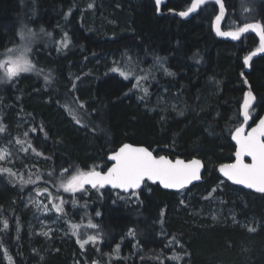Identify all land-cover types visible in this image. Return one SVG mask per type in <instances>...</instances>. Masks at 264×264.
I'll return each instance as SVG.
<instances>
[{
  "label": "trees",
  "instance_id": "16d2710c",
  "mask_svg": "<svg viewBox=\"0 0 264 264\" xmlns=\"http://www.w3.org/2000/svg\"><path fill=\"white\" fill-rule=\"evenodd\" d=\"M192 1L166 0L158 16L153 0H0V60L21 31L40 36L31 39L28 53L35 70L0 82V143L13 154L10 167L1 168L10 172H0V264H28L32 247L45 256L44 264H70L80 254L102 264H264V195L234 187L217 173L233 161L230 136L242 124L247 91L242 75L255 96L251 124L264 115V57L244 72V58L259 41L253 34L238 43L218 39L214 4L187 21L165 15L187 11ZM222 1V31L250 22L264 27V0ZM127 65L138 72L153 67L142 88L112 71ZM163 90L167 102L183 103L185 110L154 108ZM124 143L173 160L198 158L203 181L177 192L145 183L136 195L58 188L62 169L105 171L108 155ZM33 186L57 192L74 223L84 210L81 219L98 226L92 228L95 244L83 249L77 237L57 232L46 239L30 235L23 207Z\"/></svg>",
  "mask_w": 264,
  "mask_h": 264
},
{
  "label": "snow or ice",
  "instance_id": "6c2138e0",
  "mask_svg": "<svg viewBox=\"0 0 264 264\" xmlns=\"http://www.w3.org/2000/svg\"><path fill=\"white\" fill-rule=\"evenodd\" d=\"M157 5V11L159 12V6L161 0H155ZM204 0H193L192 6L179 15L188 16L189 13L196 10L198 5L203 4ZM220 3V0H217ZM92 7V5H89ZM221 13L224 11V6L220 4ZM221 16H217L216 20L219 21ZM249 29L257 31L260 38V46L257 51L264 52V27L259 23L245 24L239 28L236 32H220L217 29L218 35L231 36L232 39H237L241 33L247 32ZM44 30L41 29V32ZM34 33L29 30L27 33L21 31L19 33L22 41L21 45L14 48L6 49L3 60H0V71L3 75H0V82L11 81L18 77L21 73H29L35 70V65L29 59L28 53L30 52L31 39ZM48 35H51L50 33ZM67 47V40L64 41L63 45ZM256 55V52H252L249 56L244 58V64L247 65L251 56ZM112 71H118L122 77L129 79L132 75L131 70H121L114 68ZM166 71V70H165ZM173 75V73H167ZM136 83L133 88L140 89V81L147 79V76H135ZM45 82H50V77H44ZM145 94L148 93L146 88L142 89ZM253 99L251 93H246L245 100L242 106V114L244 121L247 122L249 119V105ZM84 107L83 104L80 105ZM77 123L80 120L77 119ZM3 125H0V131H3ZM35 131V129H33ZM27 135V133H25ZM232 139L236 142V161L232 164H224L220 166V172L230 181L235 184H242L248 188H253L258 192L264 193V118L259 120V123L255 128H252L247 135H244L243 126L237 127L235 132L232 133ZM17 143H23L17 140ZM31 147V145H29ZM35 151V149H33ZM248 156L251 158V163H244L243 157ZM0 159H4L3 155H0ZM109 161H114L111 167L108 168L107 172L96 171L95 168L89 171H83L77 168L74 172L70 168L61 170V176L59 178L58 188L62 189L65 193H73L79 191H86V185L93 189L103 188L105 185H110L114 189H121L124 192H131V195H136V189H139L145 181L159 182L166 189H183L191 184L193 181H197L201 178V161L193 159L185 162L184 160L177 159L174 162L166 159L164 156L159 158L155 157L151 151L145 147H133L129 144H124L119 148L118 151L113 152L108 157ZM0 172H10L9 169H0ZM68 173H71L68 175ZM51 175V174H50ZM39 179V177H38ZM25 183H32V181H25ZM42 191L47 192V189ZM215 191V189L213 190ZM38 195L40 192L38 191ZM50 202H51V194ZM59 204H52L53 209L57 213H63V204L65 201L60 198ZM73 206L76 205L77 201L75 198L72 199ZM48 209L45 208V211ZM100 215L99 212L96 213ZM73 235L78 237L77 242L81 248L85 244L92 242L95 243L98 240L97 236H88L87 240L81 241L78 235V225H70ZM7 227V222H5ZM87 227L97 228L98 226L89 221ZM255 229L250 228L249 231ZM129 235H134V232L130 229ZM48 235V233H43ZM115 252L119 253V245H117ZM172 259H178L172 257ZM95 264V262H94Z\"/></svg>",
  "mask_w": 264,
  "mask_h": 264
},
{
  "label": "rangeland",
  "instance_id": "374dc122",
  "mask_svg": "<svg viewBox=\"0 0 264 264\" xmlns=\"http://www.w3.org/2000/svg\"><path fill=\"white\" fill-rule=\"evenodd\" d=\"M243 20H250V18H245V17H241ZM28 31H25L24 33H27ZM33 38L32 40H34L35 42H37V40L40 39V36L38 35V32H33ZM18 43L13 44V46H11L10 48H14L18 45H21L22 41H17ZM29 56V55H28ZM6 57L3 55L2 59H5ZM30 59V56H29ZM31 60V59H30ZM140 68V67H139ZM138 68V69H139ZM128 69V65L126 66L125 70ZM153 67L151 69L148 68H144V70H140L138 71H132V75L130 77H135L137 75L139 76H147L150 77V74L153 73ZM24 74L27 73H21L18 77L14 78L11 81H7L8 83L13 82L18 80L21 76H23ZM38 76H41L39 74H37ZM135 79V78H134ZM144 80L140 81L141 84V88L143 87V82ZM136 83V80H135ZM134 83V84H135ZM211 85V83H210ZM213 86V85H211ZM215 87V86H214ZM213 88V87H212ZM212 88H210L212 90ZM137 90V89H136ZM167 91L163 90V95H155L153 98L154 101V108L156 106H162L165 107L166 109H175V108H179L180 110H185V106L183 105V103L180 104H174V103H169L166 101L165 97H168V95L166 94ZM169 103V104H168ZM153 111V110H152ZM251 112V111H250ZM19 124V123H18ZM20 126H22V124H19ZM9 146L5 145V144H1L0 143V155L4 156V159H0V169L3 168L4 166H6L5 168H9L11 163H12V157L13 154H9ZM50 176V175H49ZM48 180L51 179V177H47ZM28 184V183H25ZM47 189V192L41 191V190H36L35 191V187L33 186L28 193H26V195H24V207L23 209L25 210V213L27 214L28 217V221L26 223V227L25 229L29 232L30 235H34V234H38L40 236H44L46 239V236H48L49 234H51L52 232H57L60 235H66L69 234V240L74 239V237H77L76 235H73L72 232V228L70 225L75 224L78 225V235H79V239L81 241L83 240H87L88 236H97L98 232L95 229H92L90 227H87L89 221L88 220H84L81 219V217L86 216V212L84 210L81 211V217L80 221L78 223H74L72 222V220L69 217L68 213H67V208L63 206L64 212L63 213H57L55 211V209H53L52 204H59L60 203V199H58L56 196V193L54 191V193H51L49 188H44ZM38 191L40 192V194L38 195ZM87 191V190H86ZM86 191H79L76 193H84V195L86 194ZM49 194H51V202H50V196ZM69 194H73V193H69ZM55 196V197H54ZM45 208H47L48 210L45 211ZM74 208V207H73ZM71 208V209H73ZM30 220L32 221L30 223ZM228 220L233 221L234 223L237 221L235 218V215L233 213H229L228 214ZM33 223V225H32ZM43 233H48V235H43ZM78 239V237H77ZM92 244L94 245L95 243L89 242L88 244ZM86 244L84 245L83 249L86 248ZM29 255L27 256L26 260L28 261V264H44L45 262V256L42 255V253H39L35 247H32L29 249ZM80 259L76 260L74 262H71L70 264H102L97 257H93V259L91 261H87V259L85 258V256L83 254L79 255Z\"/></svg>",
  "mask_w": 264,
  "mask_h": 264
},
{
  "label": "water",
  "instance_id": "95a60500",
  "mask_svg": "<svg viewBox=\"0 0 264 264\" xmlns=\"http://www.w3.org/2000/svg\"><path fill=\"white\" fill-rule=\"evenodd\" d=\"M154 1V3H155V5H156V2H155V0H153ZM192 3H193V1H192ZM192 3H191V5H190V7L192 6ZM223 4V6H224V3H223V1L222 0H220V3H217V0H204V3L203 4H200V5H198V7L196 8V10L195 11H193V12H191V13H189V15L188 16H181V15H179V13H181V12H174V11H169V12H167L165 15L166 16H169V17H177V19L178 18H180L181 20H185V21H187V20H190V18L191 17H193V16H195L198 12H199V10L201 9V8H204V6H206V5H208V4H214V5H216V7L218 8V14H217V16H221V19L219 20V21H217L216 20V18H214V21H213V25H212V28H213V32H214V34H215V36L218 38V39H220V40H223V41H229V42H235V43H238L239 42V40L245 35V34H253L256 38H257V41H259V46H260V38H259V35L257 34V31H253V30H251V29H249L247 32H244V33H241L240 34V36L237 38V39H232L231 38V36H225V35H218L217 34V29H219V31L220 32H225V33H227V32H236V31H222V23L224 22V18H225V16H226V7L224 6V11H223V13H221V9H220V4ZM164 4H166V0H161V3H160V6H159V12L157 11V15L158 16H162L163 15V13L161 12V7L164 5ZM190 7H188V8H190ZM156 9H157V5H156ZM216 16V17H217ZM255 23H257V22H250L249 24H255ZM260 24V23H259ZM244 26V25H243ZM243 26H241V27H243ZM240 27V28H241ZM238 31V30H237ZM254 52H256V55H254V56H251V59L249 60V62H248V64L247 65H245L244 64V66H245V70H244V72L245 73H247L248 71H249V69H250V63L252 62V60H254V59H256V58H260V57H264V52H260V51H254ZM242 78H243V80H244V83H245V86H246V92H245V94H244V97H243V99H242V105H241V107H240V115H241V119H242V124L239 126V127H241V126H243V128H244V135H247V133L248 132H250L251 130H252V128H255L256 126H257V124L259 123V120L261 119V118H264V115L260 118V119H258L257 121H256V123H255V125H252L251 124V114H250V111L254 108V105H255V96H254V93L252 92V90L250 89V85H249V83H248V81H247V79L242 75ZM251 93V95H252V97H253V99L251 100V103H250V105H249V119H248V121L247 122H245L244 121V118H243V114H242V106H243V103H244V100H245V96H246V93ZM233 132H235V130L233 131ZM232 132V133H233ZM232 133H231V136H230V140H231V143L234 145V147H235V150H234V153H233V161H232V163H235V161H236V157H235V152H236V142L232 139ZM124 144H129V145H132L133 147H144V146H140V145H134V144H131V143H124ZM124 144H122V146L124 145ZM122 146H120V147H122ZM119 147V148H120ZM119 148L116 150V151H118L119 150ZM146 148V147H145ZM149 150V149H148ZM150 151V150H149ZM153 153V152H152ZM112 154V153H111ZM110 155V154H109ZM109 155H108V157H109ZM153 155L155 156V157H157V158H159L160 156H156L154 153H153ZM166 159H169V160H172L173 162L175 161V160H177V159H181V158H177V159H175V160H173V159H171V158H169V157H166V156H164ZM193 159H195V158H193ZM193 159H191V160H193ZM196 159H198V158H196ZM181 160H183V159H181ZM191 160H184L185 162H188V161H191ZM198 160H200V159H198ZM108 161H109V159H108ZM201 161V171H200V176H201V178L199 179V180H197V181H193L191 184H189L187 187H185V188H183V189H186V188H190V187H192V186H197V184H200L202 181H203V176H204V173H205V165H203L204 163H203V161L202 160H200ZM243 161H244V163H248V164H250L252 161H251V158L250 157H248V156H245V157H243ZM110 162V166L109 167H111L112 166V164L114 163V161H109ZM232 163H227V164H232ZM221 165H224V164H221ZM221 165H219L218 167H217V173H218V176L221 178V179H223V180H225V181H227V182H229L231 185H233L234 187H237V188H240V189H242V190H247V191H249V192H251V193H253V194H263L264 195V193H261V192H258V191H256L255 189H253V188H248V187H246L245 185H242V184H235V183H233L232 181H230V180H228L224 175H223V173H221L220 172V166ZM108 167V168H109ZM108 168H106V170L105 171H102V172H107V170H108ZM100 171V170H99ZM145 183H148V184H157V185H159V187H160V189L161 190H164V191H168V192H177V191H181L182 189H166V188H164L158 181L157 182H152V181H145L142 185H141V187L139 188V189H136V191H139V190H142V188H143V186H144V184ZM85 188H90V189H93V188H91L90 186H88V185H86L85 186ZM104 188H106V189H109V190H112V191H117V192H119V193H121V194H129V193H131V192H124V191H122L121 189H114V188H112L110 185H105L103 188H100V189H104Z\"/></svg>",
  "mask_w": 264,
  "mask_h": 264
},
{
  "label": "bare ground",
  "instance_id": "6f19581e",
  "mask_svg": "<svg viewBox=\"0 0 264 264\" xmlns=\"http://www.w3.org/2000/svg\"><path fill=\"white\" fill-rule=\"evenodd\" d=\"M258 48H259V46H258ZM258 48H257V49H258ZM257 49L253 50L252 52L257 51ZM252 52H251V53H252ZM251 53H249L247 56H249ZM233 131H234V130H233ZM233 131H232V132H233Z\"/></svg>",
  "mask_w": 264,
  "mask_h": 264
}]
</instances>
